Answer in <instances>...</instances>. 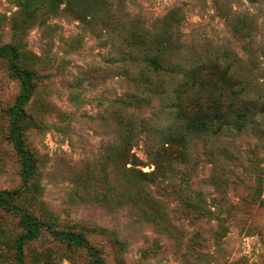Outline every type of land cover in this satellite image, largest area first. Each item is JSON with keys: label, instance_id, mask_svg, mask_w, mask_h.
<instances>
[{"label": "rangeland", "instance_id": "rangeland-1", "mask_svg": "<svg viewBox=\"0 0 264 264\" xmlns=\"http://www.w3.org/2000/svg\"><path fill=\"white\" fill-rule=\"evenodd\" d=\"M30 1L0 0V45L32 76L34 160L24 181L8 137L21 86L0 57V264L24 233L3 204L42 223L24 264H264V0ZM212 98L246 125L186 133L177 105ZM164 140L168 178L129 170L156 168Z\"/></svg>", "mask_w": 264, "mask_h": 264}, {"label": "trees", "instance_id": "trees-1", "mask_svg": "<svg viewBox=\"0 0 264 264\" xmlns=\"http://www.w3.org/2000/svg\"><path fill=\"white\" fill-rule=\"evenodd\" d=\"M38 0H34L36 2ZM37 3V2H36ZM30 0H25L24 5L25 7L31 6ZM16 52L15 49L10 44H3L0 45V57L5 58L7 61V69L10 71V74L18 79L21 86V92L15 99V102L11 106L9 110V118H10V125L8 129V137L11 141L15 152L18 156L22 159V175L23 180L26 181L29 176L31 175V168L33 166L34 160L32 158L31 153L26 149L25 143L23 141V128L22 122L27 119V114L24 110V105L26 101L30 98V95L33 91V83H32V76L29 70L23 69L18 66L16 61ZM162 58L153 57L148 59L147 62L149 65L152 66L153 70H159L162 68L161 64ZM226 75V73H225ZM196 109L191 114L186 115L187 108H183L180 104L177 105L178 113L176 120L181 119L184 121L182 128L186 131V133L195 134L201 132H217L224 127L233 126L236 129H241L246 125V120L248 118L247 111L236 109V107L232 105L224 106L222 101L217 98H212L208 101H201L197 100L195 102ZM250 117V116H249ZM132 129V130H131ZM129 130V134L132 138V133L134 131V127ZM177 129L169 128L166 131V134L169 135L171 138L175 137L177 134ZM171 142L170 140H167ZM165 140L157 146L154 154L150 159L154 160L155 165L157 166L153 170L150 171H142L141 169L130 168L131 172H136L139 174V178L146 180V182H154L156 179H160L158 173H160V177H169V174L166 172H160L158 168V157L159 151L158 149L161 145L167 144ZM182 146L186 145L185 138L179 137V141ZM130 145V141H128ZM130 164L131 165H138L143 164L142 160L135 154H131L129 156ZM181 160H183V156H180ZM169 172V171H168ZM10 194L8 191H0V199H6L9 197ZM5 207L11 210H18L19 211V219L22 227L24 229V233L17 239L16 250H15V259L18 264H24L23 258V250L22 246L25 242L33 240L37 238L40 234L39 227L42 223H40L35 218L29 216L23 210H20L16 206L12 204H3ZM54 231V230H51ZM55 233V232H53ZM63 235L64 239L68 242L69 240L74 241L77 240H86L82 234H78L77 237L69 232H65ZM96 261L99 258H95Z\"/></svg>", "mask_w": 264, "mask_h": 264}]
</instances>
